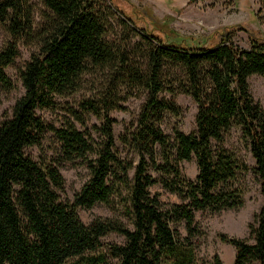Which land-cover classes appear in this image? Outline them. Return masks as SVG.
<instances>
[{"label": "trees", "instance_id": "trees-1", "mask_svg": "<svg viewBox=\"0 0 264 264\" xmlns=\"http://www.w3.org/2000/svg\"><path fill=\"white\" fill-rule=\"evenodd\" d=\"M34 2L44 8L36 27ZM115 15L123 32L119 42L106 39ZM0 26L10 38L0 51L1 89L11 88L4 69L17 55V42L36 45L19 71L23 94L0 120V264H195L194 213L243 204L235 183L249 167L223 146L231 128H237L253 161L263 202L246 238L218 235V240L233 248V264H264V111L247 84L250 76L264 77V41L249 37L248 47L239 48L228 31H220L210 47L167 43L158 37L164 33L137 27L110 0H0ZM131 34L139 40L128 48ZM87 73H106L102 95L78 105L81 113L101 118L96 146L72 124L53 129L36 115L53 97L73 94ZM142 93L135 121L117 137L127 153L121 158L107 114L118 108L120 95ZM161 93L168 99L159 98ZM178 95L196 106L194 132L174 130L170 141L160 123L165 114L176 115ZM47 130L60 144V161L80 160L87 170L71 202L56 193L63 184L58 160L33 161L25 153ZM192 159L196 176L188 180L179 163ZM155 184L181 203L162 205L148 192ZM96 204L121 212L130 228L114 218L83 224L76 210ZM180 224L186 237L178 232ZM108 234L124 242L102 244ZM213 264H221L216 256Z\"/></svg>", "mask_w": 264, "mask_h": 264}, {"label": "rangeland", "instance_id": "rangeland-1", "mask_svg": "<svg viewBox=\"0 0 264 264\" xmlns=\"http://www.w3.org/2000/svg\"><path fill=\"white\" fill-rule=\"evenodd\" d=\"M112 6L125 16L132 18L135 25L148 32L159 31L160 39L167 43L184 40L186 45L210 47L218 43L220 31H228L231 42L239 48L248 47L249 37L264 41V0H110ZM44 8L34 2V27L41 23L40 14ZM118 15L110 19L108 41L119 42L123 32L118 24ZM132 29V28H131ZM155 35H157L154 32ZM175 35V36H173ZM128 48L139 37L132 35ZM175 37V38H174ZM10 42L4 27L0 26V51ZM141 48L145 44L140 41ZM17 55L4 69V74L10 82V89L0 88V120L9 116L14 102L22 96L19 71L36 52V45L31 42L19 41L16 44ZM140 61V60H139ZM106 73H87L81 77L78 89L66 97H53L46 108L36 110V115L46 126L53 129H63L65 123L72 124L77 130L90 137L93 146L100 141L97 128L101 118L81 113L79 103L85 100L96 99L104 92ZM248 90L254 102L264 111V77L250 76L247 79ZM118 108L108 112L107 117L113 121L112 134L117 154L123 158L127 153L121 147L117 137L122 129L133 123L144 101V93L129 98H123ZM159 98L168 99L167 93H161ZM177 109L176 115L165 114L160 123L162 133L171 141L173 131L183 134L194 132V116L196 106L192 100L184 95L174 98ZM75 113L79 120L72 116ZM59 142L54 134L44 132L39 145L25 149V153L33 161L58 160L57 169L62 178V189L57 191L60 201L71 202L73 195L79 191L87 181V170L80 160L72 162L60 161ZM223 146L236 158L243 161L249 170L246 174L237 177L235 186L242 190L243 204L236 210H225L219 213H194V221L198 230L196 236L190 240L195 257V264H213L216 256L221 264H233V248L218 240V235L234 238H246L247 226L262 205L263 199L259 193L256 176L250 168L253 161L239 138L237 128H231L224 136ZM130 157V155H128ZM181 174L188 180L196 176L194 160L180 162ZM151 176L156 174L149 170ZM151 196H155L162 205L180 204L181 201L164 190L159 184L148 189ZM79 220L88 224L93 219L114 218L130 228L128 221L121 212H112L104 205L96 204L90 209L76 210ZM181 237H186L184 224L177 227ZM102 244H122L123 238L116 234H108L100 239Z\"/></svg>", "mask_w": 264, "mask_h": 264}]
</instances>
